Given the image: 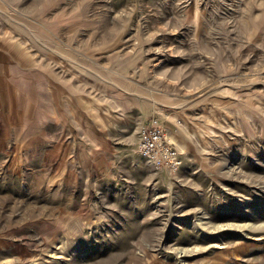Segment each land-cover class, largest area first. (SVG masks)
Instances as JSON below:
<instances>
[{
    "label": "rangeland",
    "instance_id": "374dc122",
    "mask_svg": "<svg viewBox=\"0 0 264 264\" xmlns=\"http://www.w3.org/2000/svg\"><path fill=\"white\" fill-rule=\"evenodd\" d=\"M0 264H264V0H0Z\"/></svg>",
    "mask_w": 264,
    "mask_h": 264
},
{
    "label": "built area",
    "instance_id": "2783aa9c",
    "mask_svg": "<svg viewBox=\"0 0 264 264\" xmlns=\"http://www.w3.org/2000/svg\"><path fill=\"white\" fill-rule=\"evenodd\" d=\"M137 152L153 167L171 171L178 170L183 164L182 152L164 129L158 117H152L138 130Z\"/></svg>",
    "mask_w": 264,
    "mask_h": 264
}]
</instances>
